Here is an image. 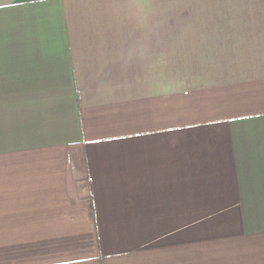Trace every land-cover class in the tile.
Segmentation results:
<instances>
[{
	"label": "crops",
	"instance_id": "crops-1",
	"mask_svg": "<svg viewBox=\"0 0 264 264\" xmlns=\"http://www.w3.org/2000/svg\"><path fill=\"white\" fill-rule=\"evenodd\" d=\"M0 264H264V0H0Z\"/></svg>",
	"mask_w": 264,
	"mask_h": 264
}]
</instances>
